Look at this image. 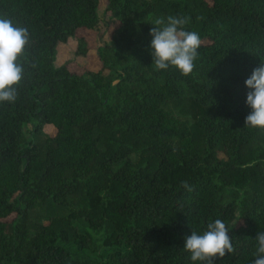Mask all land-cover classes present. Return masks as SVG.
<instances>
[{"label": "trees", "instance_id": "trees-1", "mask_svg": "<svg viewBox=\"0 0 264 264\" xmlns=\"http://www.w3.org/2000/svg\"><path fill=\"white\" fill-rule=\"evenodd\" d=\"M101 1L0 0L30 35L16 100L0 103V264H191L185 238L215 219L233 251L213 264H251L264 130L244 127V81L264 62V0H107L100 69L56 67ZM169 16L201 39L188 75L152 64L150 30ZM185 98L190 117L174 110Z\"/></svg>", "mask_w": 264, "mask_h": 264}, {"label": "clouds", "instance_id": "clouds-1", "mask_svg": "<svg viewBox=\"0 0 264 264\" xmlns=\"http://www.w3.org/2000/svg\"><path fill=\"white\" fill-rule=\"evenodd\" d=\"M183 17L169 16L157 19L150 30V55L156 70L174 67L181 75H188L194 68L201 39L197 32L185 30ZM28 29L14 23L7 16H0V103L16 100L17 88L24 75L20 58L29 44ZM247 89L245 104L250 109L244 127L264 130V62L252 70L244 81ZM228 228L221 219L207 224L202 233L191 231L184 240L183 250L189 254L191 264H213L216 258L233 251ZM255 252L251 264H264V231L255 236Z\"/></svg>", "mask_w": 264, "mask_h": 264}, {"label": "rangeland", "instance_id": "rangeland-1", "mask_svg": "<svg viewBox=\"0 0 264 264\" xmlns=\"http://www.w3.org/2000/svg\"><path fill=\"white\" fill-rule=\"evenodd\" d=\"M107 0L101 1L99 9V24L95 30H81L77 37L70 38L66 43H60L57 48L56 67L68 65L69 69L76 73H84L87 70L96 71L101 67L98 57L99 48L111 43V36L116 28V24L105 17ZM83 38L87 44V54H78V39ZM175 113L181 117H190L191 108L189 99L181 100L174 107ZM44 135H55L56 130L52 125H45L43 128ZM27 139L31 138V127L25 129ZM63 213V209H60Z\"/></svg>", "mask_w": 264, "mask_h": 264}]
</instances>
